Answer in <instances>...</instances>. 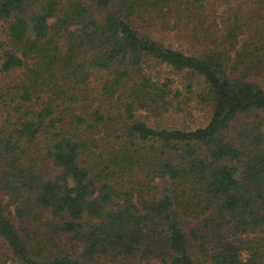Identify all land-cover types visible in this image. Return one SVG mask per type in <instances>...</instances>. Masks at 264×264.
Instances as JSON below:
<instances>
[{"label":"trees","instance_id":"1","mask_svg":"<svg viewBox=\"0 0 264 264\" xmlns=\"http://www.w3.org/2000/svg\"><path fill=\"white\" fill-rule=\"evenodd\" d=\"M0 21V264H264V0H0ZM172 73L203 81L206 125L139 117L172 109Z\"/></svg>","mask_w":264,"mask_h":264},{"label":"rangeland","instance_id":"2","mask_svg":"<svg viewBox=\"0 0 264 264\" xmlns=\"http://www.w3.org/2000/svg\"><path fill=\"white\" fill-rule=\"evenodd\" d=\"M155 37L166 45H172L179 49L187 48L182 41L173 39L172 35L167 34L161 29L155 33ZM0 38L9 43L7 24L3 21H0ZM165 70L169 71V69ZM17 73L3 75L0 78V85L6 87L13 86L15 81L18 80ZM168 73L169 72H167V74ZM170 76L175 78V86L179 87L181 90V95L174 102L172 109L161 116L151 114L147 111H140L139 117L147 121L149 125L165 128L195 129L206 125L212 113L211 106L205 101L204 96L201 95L204 88L203 81L197 79L193 85L188 86L189 79L186 75L183 76L172 73ZM94 96L96 95L93 94L90 97L92 100L87 103L91 108H93L92 104H94L93 102L96 99ZM12 105L15 106L16 103L12 102Z\"/></svg>","mask_w":264,"mask_h":264}]
</instances>
